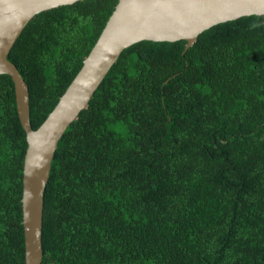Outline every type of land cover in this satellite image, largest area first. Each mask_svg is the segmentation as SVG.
<instances>
[{
	"label": "trees",
	"instance_id": "obj_1",
	"mask_svg": "<svg viewBox=\"0 0 264 264\" xmlns=\"http://www.w3.org/2000/svg\"><path fill=\"white\" fill-rule=\"evenodd\" d=\"M117 0L35 14L7 58L36 129ZM123 49L64 131L43 193L41 264H264V15ZM184 51V52H183ZM27 142L0 74V264H24Z\"/></svg>",
	"mask_w": 264,
	"mask_h": 264
},
{
	"label": "water",
	"instance_id": "obj_2",
	"mask_svg": "<svg viewBox=\"0 0 264 264\" xmlns=\"http://www.w3.org/2000/svg\"><path fill=\"white\" fill-rule=\"evenodd\" d=\"M79 0H0V74L9 75L27 148L22 170L24 264H41L43 193L57 143L88 105L123 49L141 40H185L186 51L198 35L246 15H264V0H117L82 66L36 128L29 120L28 85L7 55L37 13ZM183 51V52H184Z\"/></svg>",
	"mask_w": 264,
	"mask_h": 264
}]
</instances>
